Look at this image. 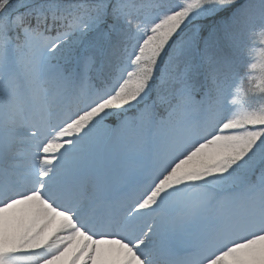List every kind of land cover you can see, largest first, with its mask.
Masks as SVG:
<instances>
[{
	"label": "snow or ice",
	"instance_id": "1",
	"mask_svg": "<svg viewBox=\"0 0 264 264\" xmlns=\"http://www.w3.org/2000/svg\"><path fill=\"white\" fill-rule=\"evenodd\" d=\"M0 264H264V0H0Z\"/></svg>",
	"mask_w": 264,
	"mask_h": 264
}]
</instances>
